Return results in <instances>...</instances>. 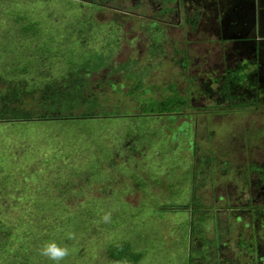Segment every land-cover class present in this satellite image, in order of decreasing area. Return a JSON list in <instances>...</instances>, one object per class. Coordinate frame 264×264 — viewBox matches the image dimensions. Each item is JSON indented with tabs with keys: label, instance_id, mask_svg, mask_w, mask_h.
<instances>
[{
	"label": "rangeland",
	"instance_id": "1",
	"mask_svg": "<svg viewBox=\"0 0 264 264\" xmlns=\"http://www.w3.org/2000/svg\"><path fill=\"white\" fill-rule=\"evenodd\" d=\"M262 12L264 0H0V95L32 90L0 101L31 111L0 119V264H54L38 251L50 239L70 249L61 264H264ZM245 61L255 73L233 107L219 73ZM77 72L99 104L69 114L96 117L37 120L36 83Z\"/></svg>",
	"mask_w": 264,
	"mask_h": 264
},
{
	"label": "trees",
	"instance_id": "2",
	"mask_svg": "<svg viewBox=\"0 0 264 264\" xmlns=\"http://www.w3.org/2000/svg\"><path fill=\"white\" fill-rule=\"evenodd\" d=\"M192 26H193V23H192ZM205 32H208V31H205ZM158 42L159 41H156V39H154L155 46L157 45ZM157 49H158L157 47L154 48L153 52L157 51ZM134 64L135 62L133 61L130 63V66L132 67ZM242 64L244 67L245 66L246 67L245 68L243 67L242 69L238 71H236L235 68H232L231 66L228 68L225 67L224 74L221 75V73H219L220 77L222 76L225 77V81L221 86L217 88L216 93L218 96L225 98L229 102V105L233 107L245 105L246 102L241 101L240 99L241 97H238L240 95H237V94L233 95L232 89H234V86L237 85V83L241 82L243 78L245 77H247L248 79L253 78V75L255 73V70L252 69V73L250 74V76L248 75L245 76L246 75L245 72L247 71L245 69L246 68L248 69L251 66V64L246 61L242 62ZM253 67H255V65ZM84 73L85 72L71 73L70 75L61 74L60 78L57 77L54 79H48V77H46V78H43L44 80L36 83L33 90L35 91V93H37V98L36 97L35 98H36L37 105L39 107H36L34 111L32 110V112L40 114L37 120L44 121V120L67 119V118L92 119L96 117L91 112L81 113L78 116H72V114H69V112H73V110L80 109V107L84 105L83 103H86V105L84 106L85 109H89L90 111H93V108L91 107L92 102H94V104H99L95 102L94 99H91L90 97H88L89 95L86 90L88 88V83H87V79ZM213 74L216 75L215 72L212 73V75ZM243 88L245 89L246 87L243 86ZM209 89H212V87H210ZM244 89L242 91L243 93H241L242 96L250 95L248 91ZM255 89L258 90V83L255 84ZM31 91L30 89L28 91L27 88L18 87L16 89L9 90L8 94H5V95L1 94L0 101L3 102V105L4 103L9 105L12 102V100H15L14 98L16 99L20 98L22 92L24 93V92H31ZM165 102H167L168 104H173L174 102L177 103V99L172 98L170 99V101L166 100ZM87 104L89 106H87ZM162 105H165L164 108L168 107L166 103H162ZM29 114H31V111H28L24 107L9 108L8 106H6L5 108L3 107L2 113L0 112V115H1L0 119L2 120V117L5 118L3 120L6 122L7 121H18V120L27 121L30 119ZM32 116L34 117V115ZM125 250H127V247H125ZM109 254L113 258L117 256L118 259H123L125 258V255L127 254V252L123 250H119V254L114 255L112 252H110Z\"/></svg>",
	"mask_w": 264,
	"mask_h": 264
},
{
	"label": "clouds",
	"instance_id": "3",
	"mask_svg": "<svg viewBox=\"0 0 264 264\" xmlns=\"http://www.w3.org/2000/svg\"><path fill=\"white\" fill-rule=\"evenodd\" d=\"M105 222L110 220V213H106L102 218ZM68 240H75L76 234L74 232L67 233ZM39 255L46 259L53 261L54 264H61L70 254V249L66 244H62L55 239L45 241L39 248Z\"/></svg>",
	"mask_w": 264,
	"mask_h": 264
},
{
	"label": "crops",
	"instance_id": "4",
	"mask_svg": "<svg viewBox=\"0 0 264 264\" xmlns=\"http://www.w3.org/2000/svg\"><path fill=\"white\" fill-rule=\"evenodd\" d=\"M262 21H264V12H262L261 13V18H260ZM261 36L262 37H258L257 39H259V38H262V40H264V30L262 31L261 30ZM193 196H197L195 193H193ZM199 197V196H198ZM220 197V196H219ZM218 197V200H220V198ZM207 200H208V202L205 204V205H208V206H211V204L213 205V204H215V202H212L211 203V200H212V198H207ZM218 203V202H217ZM201 205H204V204H201ZM163 207H165V208H170V205H167V206H163ZM236 218H237V220H240L241 218L239 217V216H236ZM236 220V221H237ZM232 235V234H231ZM234 235V234H233ZM227 238V237H226ZM235 240H236V238H235ZM234 240V241H235ZM238 244L240 245V250H241V255L243 254V247H244V245H246V244H244V243H239V242H237L236 243V246H234L237 250H238ZM227 247V248H229L228 246H227V243L225 242V237L224 238H222V239H220V242H219V246H218V249H217V253L219 254V256H220V260H224V258L221 256V249L220 248H222V247ZM254 249V248H253ZM253 249H251V250H247L248 252L247 253H251V255L254 253V251H253ZM235 256H236V253H235ZM239 257V256H238ZM238 257H236V258H238ZM238 260V259H237ZM236 263V262H235ZM237 263H240V262H237ZM243 263V262H242ZM258 262L257 261H253V264H257ZM227 264H231V263H227Z\"/></svg>",
	"mask_w": 264,
	"mask_h": 264
}]
</instances>
